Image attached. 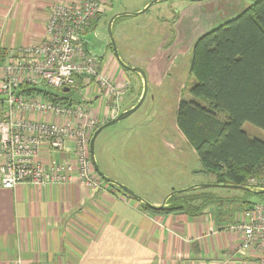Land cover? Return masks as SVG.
Instances as JSON below:
<instances>
[{"label":"crops","instance_id":"0c3cea01","mask_svg":"<svg viewBox=\"0 0 264 264\" xmlns=\"http://www.w3.org/2000/svg\"><path fill=\"white\" fill-rule=\"evenodd\" d=\"M73 1L79 0H0V61L6 55L18 54L23 47L42 43L52 6ZM184 8L170 7L169 12L165 6L156 21L163 27L162 41L158 45L159 51H146L152 60L145 67L156 88H161L171 75L170 70L163 69L159 81L158 65L165 57L180 54L178 47L182 42L177 31L184 18ZM111 10L112 7L103 18ZM176 10H179L176 21L166 17L175 14ZM201 10L200 15L204 6ZM100 22H94L85 39L91 32L94 34ZM197 38L194 33L192 46ZM123 52L126 60H133L135 52L131 48H123ZM95 56L101 57L106 76L121 86L128 75L114 53L106 57ZM152 61L156 64H151ZM141 87L142 81L134 78L126 101L129 98V102H134L142 94ZM134 136L135 133L131 134L120 146L123 156L149 151V141L145 139L141 145ZM172 139L163 127L153 142L163 153L181 148L180 139L188 144L181 132L174 136V141ZM68 146L73 147L72 144ZM41 157L72 160L74 155L72 152H55L48 156L44 152ZM152 158L155 160L156 156ZM162 159L160 157L158 161ZM109 172L103 171L110 179L126 185L125 177ZM117 188L105 184L100 190L93 191L79 183L47 187L19 184L14 189L0 187V264H256L252 254H238L240 236L228 229L238 213L246 208L241 205L246 196L235 199L236 206L231 202L230 209L221 214L207 210L195 217L184 214L158 216L144 211L141 202L128 198Z\"/></svg>","mask_w":264,"mask_h":264},{"label":"built area","instance_id":"2783aa9c","mask_svg":"<svg viewBox=\"0 0 264 264\" xmlns=\"http://www.w3.org/2000/svg\"><path fill=\"white\" fill-rule=\"evenodd\" d=\"M110 7L108 0L58 3L49 13L45 40L0 61V96L7 97L0 101L1 188L79 183L97 191L105 185L93 168L91 140L98 128L121 113L131 84L125 80L119 86L106 76L101 57L89 51L84 36L92 20ZM23 84H46L65 95L75 92L78 100L68 105L40 96L27 98L20 94ZM99 108L105 110L103 115L99 116ZM44 152L48 156L72 152L74 158L43 159ZM247 184L264 188V180L249 179ZM228 229L240 236L239 255L252 254L256 264H264L263 201L244 208Z\"/></svg>","mask_w":264,"mask_h":264},{"label":"rangeland","instance_id":"374dc122","mask_svg":"<svg viewBox=\"0 0 264 264\" xmlns=\"http://www.w3.org/2000/svg\"><path fill=\"white\" fill-rule=\"evenodd\" d=\"M154 1L157 0H111L109 2L112 12L110 11L104 18L103 15L106 13L93 19L91 27L94 22L96 24V22L101 21L99 27L95 30L94 34L91 32L86 39L84 36L85 41L88 43V49L92 54L106 57L113 53L112 40L109 34L111 19L119 13L137 14V16L124 17L117 22L114 21L115 24L114 22L112 23L111 32L121 61L129 67L140 68L145 72L147 94L143 104L135 113L105 128L97 136L93 149L96 163L102 171L109 174V171H113V173L125 177L126 185H121L133 191L135 195L152 206H156L155 203L163 204L173 191L184 190L183 188L187 189L192 186L209 183L213 180L209 175L195 173V171L200 170L202 167L197 154L189 143V145H185L180 139L178 140V144H180L181 148L163 153L159 152L161 149H156L157 144L153 141L163 127L170 132L173 141L174 136H178L181 132L177 130V110L181 100H189L191 98L189 89L194 84V78L190 75L193 54L191 43L194 33L199 38L206 32L233 19L255 0H164L153 4L147 11L142 13ZM169 5L176 8L185 7L184 18H182L181 25L177 31L179 34L178 39L182 44L178 47V50H180L178 56L168 59L165 57L164 62L158 65L159 81L163 77L161 70H170L169 74L171 73V75H168L167 80L165 79L166 81L164 80L165 83L161 88H156L152 85L155 83L150 81L146 73L145 67H148L152 60L151 54L147 55L146 51L148 53L159 51L160 47L158 45L162 41L161 31L163 27L161 28L157 25L156 21L161 16L160 13H163L161 10L165 6L171 12L170 7H168ZM203 6V13L205 15L203 13L200 15ZM139 9L141 10L136 12ZM177 11L179 10H176L173 15H166V17L172 21L175 17L178 19L179 14ZM127 47L135 52L132 54L133 60H126L124 56L123 48ZM136 52L139 54H136ZM154 63L155 61H152L151 64ZM126 74L128 75L126 80L131 85L134 82V78H139L142 81V91L140 93L142 92L143 95L144 79L142 75L137 72H126ZM128 90L121 102L120 107L122 112L129 109L140 97L138 96L134 102L133 100L129 102L128 98L127 101L129 103H127L126 98L130 94ZM96 106L97 102H94L93 108H96ZM97 112L100 116L105 111L99 108ZM244 129L250 136L264 141L263 130L249 123L244 126ZM133 133H135L133 138L139 140V144L142 145L145 139L149 141V151L146 153H135L134 156H123L119 148ZM152 156H156V159L153 160ZM160 157L164 159L158 161ZM94 171L100 177L96 170ZM210 192L224 200L220 205H211L207 208L208 211L210 210L217 214L224 213L230 209L229 205L231 204L228 203L230 199L246 196V199L251 203L264 199L259 198L257 195H250L235 189L224 190L216 188L210 190ZM233 205L236 206L235 203ZM233 205L232 209H235Z\"/></svg>","mask_w":264,"mask_h":264},{"label":"trees","instance_id":"16d2710c","mask_svg":"<svg viewBox=\"0 0 264 264\" xmlns=\"http://www.w3.org/2000/svg\"><path fill=\"white\" fill-rule=\"evenodd\" d=\"M124 17L129 16H119L114 21ZM192 53L190 75L194 84L189 89L191 98L179 103L177 126L201 163L202 168L195 173L209 175L213 180L173 191L162 209L117 188L128 198L141 202L144 211L158 216L202 215L209 206L224 201L210 192L216 188L235 189L250 195L264 190L247 184L252 178L264 179V141L250 136L244 129L249 123L264 131V0H255L233 19L200 36ZM80 82L78 79V84ZM20 94L68 105L78 100L75 92L65 95L62 90H54L46 84H23ZM257 196L264 198V194ZM233 201L236 200L230 199L228 203ZM254 203L245 199L241 205L249 207Z\"/></svg>","mask_w":264,"mask_h":264},{"label":"water","instance_id":"95a60500","mask_svg":"<svg viewBox=\"0 0 264 264\" xmlns=\"http://www.w3.org/2000/svg\"><path fill=\"white\" fill-rule=\"evenodd\" d=\"M161 0H157V1H154L152 2L149 6H147L146 9H144L142 11V13H144L145 11L148 10L149 7H151L153 4L159 2ZM197 1H203V0H197ZM123 15H127V16H134V15H137V14H130V13H124V14H120V15H116L115 17H113L110 21V24H109V34H110V37H111V40H112V48H113V53L116 57V59L118 60L119 64L121 65V67H123L125 70H128L130 72H133V73H139L140 75H142L143 79H144V93L143 95L141 96L139 102L134 106L132 107L131 109L129 110H126L122 113H120L115 119L113 120H110L108 122H106L105 124H103L100 128H98V130L94 133L93 137H92V140H91V144H90V155H91V160L93 162V165H94V168L96 170V172L98 173V175L106 182L108 183H111V184H114L116 186H118L120 189L124 190L128 195L132 196V197H135L137 195H135V193L133 191H131L130 189L126 188L125 186L119 184V182H115L114 180L110 179L109 177H107L103 171L100 169V167L97 165L96 163V160H95V155H94V149H93V146H94V142L97 138V136L107 127L109 126H112L114 124H116L117 122L119 121H122L126 118H128L130 115H132L133 113H135L140 107L141 105L143 104L144 102V99L146 97V94H147V79H146V76H145V72L140 69V68H132V67H129L126 65V63H123L119 57V54H118V51H117V47L115 45V42L112 38V32H111V26H112V23L114 22V20L119 17V16H123ZM64 92H68L69 91V88H64L63 89ZM7 97L6 96H0V101L2 100H6ZM207 185V184H205ZM207 186H216V185H213V184H208ZM229 187H234V188H237V189H241V190H250L248 188H245V187H239V186H229ZM257 195H260V194H264V190H258L255 192ZM139 197V196H138ZM166 200L163 202V204H161L160 206H153L154 208L156 209H162L163 205L165 204Z\"/></svg>","mask_w":264,"mask_h":264}]
</instances>
